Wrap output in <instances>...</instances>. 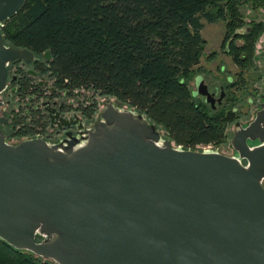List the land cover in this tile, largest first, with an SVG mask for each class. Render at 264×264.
<instances>
[{"label":"water","instance_id":"water-1","mask_svg":"<svg viewBox=\"0 0 264 264\" xmlns=\"http://www.w3.org/2000/svg\"><path fill=\"white\" fill-rule=\"evenodd\" d=\"M22 3L0 0V93L11 60L36 59L1 31ZM194 84L213 105L201 74ZM73 122L58 141L9 142L0 129V239L54 264H264V100L234 121L231 154L181 147L111 100Z\"/></svg>","mask_w":264,"mask_h":264},{"label":"trees","instance_id":"trees-1","mask_svg":"<svg viewBox=\"0 0 264 264\" xmlns=\"http://www.w3.org/2000/svg\"><path fill=\"white\" fill-rule=\"evenodd\" d=\"M243 2L23 0L3 20L1 31L4 42L13 47L35 54L49 50L43 71L54 77L59 88L68 93L91 88L112 95L144 112L175 144L195 148L225 139L226 125L237 118L234 91L245 90V72L255 66V42L264 23L245 21ZM250 2L251 7L264 6V0ZM202 19L224 21L221 46L238 68L216 109L189 87L205 45ZM33 89L27 79L21 81V93ZM94 110L92 103L85 112L90 115ZM36 118L43 130L41 114ZM0 264L53 263L0 239Z\"/></svg>","mask_w":264,"mask_h":264},{"label":"rangeland","instance_id":"rangeland-1","mask_svg":"<svg viewBox=\"0 0 264 264\" xmlns=\"http://www.w3.org/2000/svg\"><path fill=\"white\" fill-rule=\"evenodd\" d=\"M244 2L240 5L244 12L245 21L249 22L254 21H263L264 23V6L251 7V0H243ZM203 20V27L201 29L202 35L205 39V45L203 49V54L199 66L194 70L192 78L189 80V87L193 91L195 89L194 79L197 74H201L204 82L207 83L209 90H215L214 86H218L219 89L215 90L214 94V107L218 108L222 105V102L225 99V95L221 96V91L224 92L225 86L230 82L228 77H231L233 80L235 78V73L238 70L237 66L232 62L231 57L224 51L221 46V40L224 35V21L222 19H216L214 21ZM237 43H240L241 40L237 39ZM255 66L251 70H246V79L247 87L245 90H235L234 94L237 95V98L234 102L237 110V118L228 122L225 127V139L218 144V148L221 149L224 153L231 154L234 153L232 146L230 145V138L234 130V121L237 119L242 123L248 121L253 115L257 106V100L259 99V92L262 90V81L264 79V27L263 32L257 37L255 42V54H254ZM32 67V66H26ZM43 75L48 80L50 85L56 86L58 92L61 96H64L65 101L73 99L75 96L71 93H75L78 89H74L71 93L62 94L65 89L59 88L54 83V77L51 76L48 72H43ZM32 83L37 82V78H32ZM13 83L12 85H14ZM255 88V89H254ZM43 91H46V88H42ZM81 89V95L78 96L83 100L86 96L91 98L92 103L95 105V110L91 117H87V123L90 124L93 119L98 115L100 109L104 105L105 100H111L114 103H121L114 96L101 94L97 90L91 88ZM10 89L6 90V94H1V97L6 103L1 108V114L8 117L9 121L7 123H0V129L6 134L7 141L15 142L20 140L22 135L29 134L33 131L30 129V124H28L26 111L34 113L36 116L38 111H33V106L37 103L38 99H29L28 93H21L18 90L12 91L9 94ZM35 92V91H34ZM8 93V94H7ZM36 93V92H35ZM196 95V94H195ZM42 96V95H41ZM220 96V98H218ZM197 98L201 100L204 99V95H196ZM42 98V97H41ZM220 99V100H218ZM249 99L251 102L249 103ZM85 102V101H84ZM207 102V101H206ZM76 103V102H75ZM125 105V103H122ZM81 107V106H80ZM77 113H80L79 109H76ZM17 118V119H16ZM20 119V121H18ZM24 124V125H23ZM161 129L162 137H166V133L162 126L159 125ZM196 146L195 148H199ZM51 261V260H50ZM52 262V261H51ZM53 263V262H52ZM54 264V263H53Z\"/></svg>","mask_w":264,"mask_h":264},{"label":"flooded vegetation","instance_id":"flooded-vegetation-1","mask_svg":"<svg viewBox=\"0 0 264 264\" xmlns=\"http://www.w3.org/2000/svg\"><path fill=\"white\" fill-rule=\"evenodd\" d=\"M35 55L36 59L30 62H25L22 59H13L8 63L7 85L5 89L0 93V97L1 94H6L5 92L8 88L10 89L9 94L12 91L18 89L20 91L21 81L23 79H27L29 82H31V84L34 85V89L31 91L33 95L29 94V99H38L37 103L33 106L32 110L34 112L38 111L42 116V120L44 121L42 130L43 134L47 135V138L50 141H58L59 139L65 136L66 131H70L72 134L76 133L77 122H73V119H75L76 117L78 119L83 120L84 125H89L87 123V117H91L92 114L87 115L85 109L87 108V106L91 105V98L89 96H86L85 98L83 96V100L81 99V97L79 98L78 96L82 94V91L81 89H78L77 91H75V93H71L75 96V101L73 99L65 101L64 96H61L60 92H58V90L56 89V86L50 85L46 77L43 75V68L46 66V60H48V58L45 57L43 53ZM29 65L32 67H26ZM12 76H14L13 79ZM35 77L37 78V82L32 83L31 79ZM231 80L232 79H229V81ZM262 82V84L264 85V79ZM13 83L15 84L12 85ZM263 85L262 90L259 92V99L257 100L258 107L259 103L264 100ZM42 88H46L47 90L43 91ZM214 89L216 90L219 88L218 86H214ZM215 90L210 91H213L215 94ZM66 93L68 92L64 91L62 94L64 95ZM248 102L250 103L251 100L249 99ZM5 103L6 101H4L3 105ZM47 107H53L54 109H57L59 118L55 119L54 121H51ZM76 109H79L80 113H77ZM66 121H68V123H66ZM34 122L37 124L36 117L34 119Z\"/></svg>","mask_w":264,"mask_h":264},{"label":"built area","instance_id":"built-area-1","mask_svg":"<svg viewBox=\"0 0 264 264\" xmlns=\"http://www.w3.org/2000/svg\"><path fill=\"white\" fill-rule=\"evenodd\" d=\"M26 93H28V96H29V94H32L33 95L32 92H26ZM26 115H28V117L26 116L27 120H29V121H27L28 124L31 123V125H30L31 128L30 129H33V131L31 133H29V134L22 135L21 136L22 137L21 139L28 138V137H42V138H45V139L49 140L47 138V135L43 134V131L34 122V119L36 117V116L34 117V113H31V112L26 111ZM5 140L7 141L6 138H5ZM198 145L200 147L199 148H194V149H199V150H204V151H220L221 150V149L218 148V144H215V143H212V142L205 143V144H197L196 146H198ZM263 184H264V180H263Z\"/></svg>","mask_w":264,"mask_h":264},{"label":"crops","instance_id":"crops-1","mask_svg":"<svg viewBox=\"0 0 264 264\" xmlns=\"http://www.w3.org/2000/svg\"><path fill=\"white\" fill-rule=\"evenodd\" d=\"M231 79V77H228V80Z\"/></svg>","mask_w":264,"mask_h":264}]
</instances>
